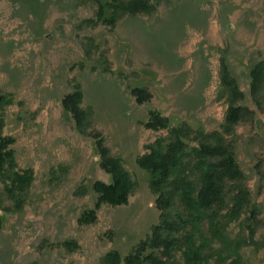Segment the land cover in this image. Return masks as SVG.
<instances>
[{"label": "rangeland", "instance_id": "rangeland-1", "mask_svg": "<svg viewBox=\"0 0 264 264\" xmlns=\"http://www.w3.org/2000/svg\"><path fill=\"white\" fill-rule=\"evenodd\" d=\"M148 1L149 10L131 12L127 0H0L2 132L14 138L15 168L33 176L18 204L0 183V264H102L110 250L126 255L159 222L149 172L136 158L165 144L177 125L188 128L189 146L199 132H222L250 192L240 218L219 213L220 237L201 223V263L239 256L264 264V76L258 89L251 83L264 60V0ZM223 68L240 94L224 83ZM135 87L148 93L141 103ZM76 90L81 125L62 104ZM231 103L243 110L225 131ZM152 115L167 125L148 126ZM93 134L136 183L126 204H102L94 221L80 223L95 208L94 182L111 181ZM175 209L183 211L178 200ZM183 234L171 253L177 264Z\"/></svg>", "mask_w": 264, "mask_h": 264}, {"label": "trees", "instance_id": "trees-1", "mask_svg": "<svg viewBox=\"0 0 264 264\" xmlns=\"http://www.w3.org/2000/svg\"><path fill=\"white\" fill-rule=\"evenodd\" d=\"M123 8L137 12L149 10L148 0H127ZM99 14V13H98ZM264 76V60L258 62L251 70L252 86L259 87ZM222 79L233 93L240 94L236 82L227 76L223 68ZM136 101L141 103L148 97V93L140 87L131 89ZM81 92L76 90L65 95L62 99L63 107L72 112L77 125L84 117L78 106ZM7 96L0 92V183L14 198L17 192L28 187L33 179L32 170H18L13 149L14 138L2 132L4 125L3 108L7 103ZM243 108L229 104L225 115L223 129L232 130L239 120ZM148 126H166L167 120L159 115H152ZM188 128L184 125L173 126L169 129V139L163 144L157 140L148 146L147 152L137 156L136 162L140 168L149 172V187L155 194V204L159 210V222L153 224L151 231L141 239L124 256L117 250L106 252L102 264H177L171 260L172 250L178 245L179 233L184 232L182 264H202L204 242L201 223L206 219L212 236L220 237L219 213L226 211L231 218H240L246 213L250 205V192L245 184L243 172L236 161L230 142L222 132H199L197 142L193 146L184 140ZM97 138V134H93ZM96 146L101 157V166L110 173L111 181L106 183L97 180L93 188L97 193L95 208L84 211L78 218L80 223L94 221L96 208L102 204H126L130 193L134 189L135 180L124 166L122 159L110 154L100 138ZM17 204L20 199L16 198ZM177 200L183 211L175 209ZM252 212V209H251ZM253 220L256 214H253ZM229 218V217H228ZM249 218H246V221ZM251 222V219L249 221ZM1 225V217H0ZM251 225L248 229L250 237L254 233ZM202 238L196 242V235ZM147 250H149L147 252ZM160 253L163 256H159ZM35 264V263H32ZM228 264H244L239 256H235Z\"/></svg>", "mask_w": 264, "mask_h": 264}]
</instances>
